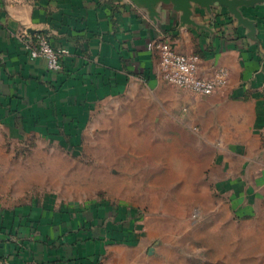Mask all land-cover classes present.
Here are the masks:
<instances>
[{"label": "crops", "instance_id": "crops-1", "mask_svg": "<svg viewBox=\"0 0 264 264\" xmlns=\"http://www.w3.org/2000/svg\"><path fill=\"white\" fill-rule=\"evenodd\" d=\"M192 12L201 27L181 25L170 7L152 19L133 0H0V132L17 142L32 135L50 141L48 127L89 122L99 104L145 85L167 106L182 108L184 122L216 143V172L225 174L216 187L231 193L233 206H244L245 198L261 203L264 2L240 8L253 31L218 5L209 11L195 5ZM22 31L43 34L53 48L66 50L60 72L29 56ZM154 39L176 53L198 55L201 78L226 70L225 87L199 96L163 85L158 56L146 47ZM92 208L47 195L0 201V264H116L112 256L124 251L118 238L125 227L111 217L95 220Z\"/></svg>", "mask_w": 264, "mask_h": 264}, {"label": "rangeland", "instance_id": "rangeland-1", "mask_svg": "<svg viewBox=\"0 0 264 264\" xmlns=\"http://www.w3.org/2000/svg\"><path fill=\"white\" fill-rule=\"evenodd\" d=\"M142 87L99 104L89 122L48 127L50 141L0 132V201L95 202V220L136 232L135 244L118 242L116 264H264V199L233 206L216 187V143Z\"/></svg>", "mask_w": 264, "mask_h": 264}, {"label": "built area", "instance_id": "built-area-1", "mask_svg": "<svg viewBox=\"0 0 264 264\" xmlns=\"http://www.w3.org/2000/svg\"><path fill=\"white\" fill-rule=\"evenodd\" d=\"M18 37L23 41L29 56L44 60L48 71L58 73L62 70V58L66 50L53 48L47 37L40 33L28 35L22 31ZM146 47L157 54L160 76L170 86L207 96L220 91L227 83L229 73L226 70H219L210 78H201L198 74L199 56L176 53L163 39H154Z\"/></svg>", "mask_w": 264, "mask_h": 264}, {"label": "water", "instance_id": "water-1", "mask_svg": "<svg viewBox=\"0 0 264 264\" xmlns=\"http://www.w3.org/2000/svg\"><path fill=\"white\" fill-rule=\"evenodd\" d=\"M138 6L142 7L150 16V18H157L159 11L163 7H170L175 13H179L180 23L185 26H198L192 19L193 6H199L207 11L214 5L224 7L234 17L238 24L254 30L252 21L245 19L241 12V7H252L256 4L263 3L264 0H133Z\"/></svg>", "mask_w": 264, "mask_h": 264}, {"label": "trees", "instance_id": "trees-1", "mask_svg": "<svg viewBox=\"0 0 264 264\" xmlns=\"http://www.w3.org/2000/svg\"><path fill=\"white\" fill-rule=\"evenodd\" d=\"M91 204H92L93 207L95 206V202H93ZM122 234H124V235H123L122 238H118L119 241L127 243V244H132L133 241L130 242V240L132 239L131 236H130V232H122Z\"/></svg>", "mask_w": 264, "mask_h": 264}]
</instances>
